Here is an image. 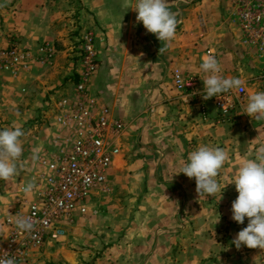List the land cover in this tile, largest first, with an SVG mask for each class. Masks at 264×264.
Listing matches in <instances>:
<instances>
[{
	"label": "rangeland",
	"instance_id": "374dc122",
	"mask_svg": "<svg viewBox=\"0 0 264 264\" xmlns=\"http://www.w3.org/2000/svg\"><path fill=\"white\" fill-rule=\"evenodd\" d=\"M19 1L0 0V32L14 23L11 14H3L11 12ZM67 1L72 5L74 0ZM24 3L27 5L28 0ZM67 18L73 20V14ZM67 31V44L61 51L46 41L31 51L15 36H9L6 45L0 47V53L16 50L31 55L27 70H0V130L20 127L24 132L20 138L22 155L15 161L18 175L0 180V220L16 187L34 174L37 159L54 151L56 137L67 138L57 134L55 105L73 96L81 38L90 30L70 24ZM47 45L53 55L41 60L39 50ZM62 51L64 55L59 54ZM243 88L244 96L235 99L229 117L220 118L215 112L214 126L227 128L228 136L215 137L212 145L229 156L217 177L221 189L234 177L241 158H254L258 147L264 145V119L244 113L248 96L264 91V87L248 84ZM58 143L64 147L63 142ZM122 143L112 170L121 157ZM126 173L127 169L120 170L117 177L111 174L106 191L93 194L87 214L77 217L66 229L63 241L33 254L26 264H264V250L236 249L232 244L247 226V218L244 224L231 218V204L238 195L233 184L222 190L221 199L219 193L199 195L196 183H192L177 186L183 194L156 201L148 197L152 186L141 180L136 183ZM158 187L167 190V186Z\"/></svg>",
	"mask_w": 264,
	"mask_h": 264
},
{
	"label": "crops",
	"instance_id": "0c3cea01",
	"mask_svg": "<svg viewBox=\"0 0 264 264\" xmlns=\"http://www.w3.org/2000/svg\"><path fill=\"white\" fill-rule=\"evenodd\" d=\"M42 1L28 0L26 5L20 0L11 12H4L3 17L11 14L14 23L0 32V47L15 36L31 51L44 41L61 51L70 24L93 30L99 62L90 84L91 96L98 107L108 108L112 117L126 125L121 157L109 176L117 177L127 169L136 183L141 180L152 186L151 199L179 196L182 192L177 186L195 183L183 173L173 175L189 153L200 146L212 147L215 137H228L227 128L213 124L212 98L203 99L205 74L198 69L207 52L216 58L224 77L240 78L246 87H264L258 75L261 65L253 52L240 47L231 0H168L177 20L170 42L158 41L137 21L136 11L129 8L135 7V0H74L72 5L67 0ZM72 14L73 20L67 18ZM175 70L193 82L191 88L182 92L174 88ZM30 179L20 182L13 195ZM187 193L192 196L191 191Z\"/></svg>",
	"mask_w": 264,
	"mask_h": 264
},
{
	"label": "built area",
	"instance_id": "2783aa9c",
	"mask_svg": "<svg viewBox=\"0 0 264 264\" xmlns=\"http://www.w3.org/2000/svg\"><path fill=\"white\" fill-rule=\"evenodd\" d=\"M232 19L240 34L239 44L259 62L264 80V0H231ZM199 26L204 28L200 18ZM97 36L86 32L81 38L78 81L73 96L60 99L55 105L57 134L54 151L40 156L31 181L20 186L6 206L0 220V260L15 258V264L27 261L46 247L61 243L66 229L77 217L88 212L93 194L105 192L113 162L119 156L126 125L112 117L106 107H98L89 94L91 79L98 70ZM209 56H213L207 52ZM252 54V53H251ZM53 55L49 46L40 48L39 57ZM29 53L8 50L0 53V70H27ZM174 88L182 92L192 87L175 70ZM244 88L213 97L220 118H227L235 109V99L244 96ZM203 107V106H202ZM201 110L203 111V108ZM204 116V113H202ZM63 142L64 147L59 146ZM67 143V145H66ZM28 185L30 190L26 191ZM26 218L33 224L31 232L18 229L16 220Z\"/></svg>",
	"mask_w": 264,
	"mask_h": 264
},
{
	"label": "clouds",
	"instance_id": "9594fccd",
	"mask_svg": "<svg viewBox=\"0 0 264 264\" xmlns=\"http://www.w3.org/2000/svg\"><path fill=\"white\" fill-rule=\"evenodd\" d=\"M136 19L142 23L148 33L154 34L158 41L170 42L175 38L177 20L168 7V0H135ZM198 71L205 74L203 80V99L238 90L245 84L240 78H226L221 75V66L213 56L202 59ZM249 117L264 119V91L251 93L247 98L244 111ZM24 132L20 127L0 130V180H8L18 175L15 161L22 155L21 137ZM228 154L219 147L200 146L189 153L179 172L188 178H194L199 195L215 196L228 185L233 184L237 196L231 204L232 220L247 226L235 236L232 244L236 249L242 246L248 249L264 250V145L257 149L254 158H241L235 175L230 181L221 185L217 180L219 170L228 161ZM31 185L26 188L30 190ZM219 221V218L215 223ZM19 230L31 232L33 224L26 218H18ZM0 264H15V258L0 260Z\"/></svg>",
	"mask_w": 264,
	"mask_h": 264
}]
</instances>
